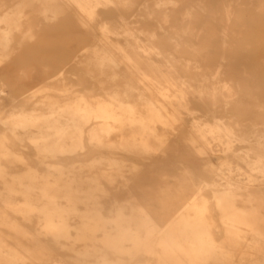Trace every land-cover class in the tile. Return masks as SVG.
Returning <instances> with one entry per match:
<instances>
[{"label":"bare ground","instance_id":"1","mask_svg":"<svg viewBox=\"0 0 264 264\" xmlns=\"http://www.w3.org/2000/svg\"><path fill=\"white\" fill-rule=\"evenodd\" d=\"M135 1L24 0L11 4L8 0H0L1 55L7 57L11 37L16 32H21L25 25L28 26L26 35H32V21L40 16L47 21L60 20L59 22H64L71 28L75 27L80 32L76 34L77 40L75 39L73 49L65 60L68 62L61 63L62 67L79 62L90 73H96L98 76L114 75L121 64L116 58V50L121 48L109 37V33H112L111 25L102 20L99 25L90 24V20H93L95 15L101 17L117 11L125 22V27L114 34L130 38L127 41L128 50L121 49L130 67L139 69L142 52L147 53V62L150 51H155L161 56L165 43L158 36L160 31L176 51L188 58L184 68L190 72V60L198 52L193 45L196 35L191 27L192 12L189 10L183 14L184 25L177 30L172 21L175 9L182 0H153L152 6H143L139 13L133 16V22L128 23L124 12L130 11ZM258 8L264 9V0L260 1ZM235 15L229 6L224 7L223 21L226 25L223 49L228 47L227 35L235 26L230 20ZM151 21H154L155 25H152ZM92 28H97L100 39ZM140 35L147 38L152 44L151 48L141 45ZM83 40L95 42V48L88 50L86 46L75 47ZM141 74L145 75L142 72ZM220 74L218 70H215L211 77L196 73L193 81L198 86L192 92L189 89L192 86H188L189 83L178 77L168 78L166 86L156 81L154 86L145 85L143 89L131 87L130 91L123 94L116 92L110 95V100H90L83 95L72 98L66 95L63 98L44 96L32 109L19 114L13 113L4 120L0 119L5 129L17 139H26L30 143L36 158L48 169L45 175L39 174L31 167L23 174H10L2 165V159L14 156L20 163L27 166L28 163L23 156L14 155L6 136L0 134V184L3 185L4 191L0 189V200L4 203L3 209L12 211L25 221L36 217L41 227L38 234H45L55 243L66 240L85 244V252L78 253L83 264H93L86 261V250L91 245L97 254L98 264H122L123 255L141 251L156 254V247L161 250L157 264H264V230L256 226L254 211H239L235 207L237 201L245 195L246 204L258 202L261 199L259 190L262 186L255 185L256 179L251 175L248 177V183L233 179L234 172L240 170H235L233 160L245 164L252 172L258 171L264 175L262 104L256 105L259 114L254 121L247 122L240 116L232 115L227 120L215 119L214 124L206 127L194 123L189 130H194L197 139L204 142L205 149H202L201 153L206 155L209 161L205 168L211 170L219 181H223L214 183L217 189L223 191L217 197V204L219 210L227 215L224 225L231 227V230H227L225 244L221 246L216 245L210 225L204 220L206 206L199 201V194L186 199L184 190H178V207L166 216L164 224L161 225L150 213V208L138 203L129 191L127 198L119 199L118 194L127 188V183L121 173L122 164L116 159L105 156L96 159L89 166L93 169L96 164L107 163L111 172L103 173L102 176L92 173L82 176L75 172V169L64 171L51 163L83 154L86 144L94 148L114 147L129 153H154L158 146L164 143L156 124H168L169 118L173 116L170 108H186L189 105V95L199 101L209 100L213 106H217L221 98H225L224 90L229 93V97L235 95L232 91L233 85L231 87L226 82L221 83ZM35 96L36 93L29 95L30 98ZM230 103H225L223 109L226 110ZM112 136H115L116 140L110 141ZM210 140L223 148V156L217 155L213 146L208 147ZM236 142L247 147L234 150ZM213 159L219 163L212 164ZM104 182L113 189L108 190ZM243 189L246 192L239 194ZM17 196H22L23 201H16ZM107 203H110V209L115 213L111 219L104 215ZM81 205L83 210L80 209ZM126 210L131 213L126 215ZM71 216L80 220L75 227V237L71 234ZM4 220L0 215V221ZM99 232L103 234V249L117 254V260H111L106 252H102L95 245ZM39 241L37 238L32 239L33 243ZM241 242L247 244L246 248L240 249L237 260L233 263L235 251L239 249ZM3 248L0 245V264H4L1 261Z\"/></svg>","mask_w":264,"mask_h":264},{"label":"rangeland","instance_id":"2","mask_svg":"<svg viewBox=\"0 0 264 264\" xmlns=\"http://www.w3.org/2000/svg\"><path fill=\"white\" fill-rule=\"evenodd\" d=\"M8 1L13 4L24 0ZM260 1L182 0L175 9L172 24L175 29H181L184 25L183 14L189 10L192 12L191 27L196 35L193 45L198 52L190 60L189 64L192 68L190 72L184 68L188 58L176 51L172 43L166 41L160 31H158V36L165 43L161 49V56H158L155 51H150L147 62L145 57L147 53L142 52L143 58L139 69L130 67L123 57V50H121H128L127 41L130 38L114 34L125 27V22L119 17L117 11L101 17L95 15L93 20H90V24L99 25L102 20L111 25L112 33H109V37L121 48L116 50V58L121 63L116 74L98 76L96 73H90L79 62H72L62 67L61 63L68 62L65 60L73 49V43L77 38L76 34H80V32L75 27L71 28L64 22H59L60 20L47 21L39 16L32 21L34 24L32 35H26L28 26L25 25L21 32H16L11 37L7 57H2L0 48V119L4 120L13 113L19 114L32 109L35 104L43 100L44 96L63 98L66 95L72 98L83 95L90 100L98 98L110 100L111 94L116 92L123 94L130 91L131 87L143 89L145 85L154 86L156 81L166 86L168 78L180 77L184 79L190 84L188 86H192V89L189 88L192 92L198 86L193 81L196 73L211 77L215 70H218L221 73L219 79L221 83L226 82L231 87L233 85L232 91L235 95L229 97V93L227 91L225 93L224 90L223 93L226 96L225 98L220 97L221 101L217 103L218 107L209 103V100H200V102L193 95H189V105L186 108L179 106L170 108L173 116L169 118L168 124L166 126L156 124L164 143L159 145L154 153H129L114 147L94 148L87 145L85 139L87 147L83 154L70 159L51 161V163L64 171L75 169V172L82 176L90 175V173L102 176L103 173L111 172L107 163L96 164L93 169H90L89 166L96 159L105 158V156L116 159L122 164L121 173L127 183V188L118 194L119 199L127 198V191H129L138 203L150 208V213L161 225L164 224L166 216L172 214L178 207V190H184L186 199L199 194V201L206 206L204 220L210 225L216 245L221 246L225 244L227 230H231V227L224 225L227 215L219 210L217 204V197L223 191L217 189L215 184L223 181H219L211 170L205 168L209 161L207 156L201 153L202 149H205L204 142L197 139L194 130H189L194 123L206 127L214 124L215 119L227 120L232 115L240 116L247 122L257 118L259 111L256 105H264V9L258 8ZM152 2L153 0H136L132 9L124 12L126 22L132 23L133 16L138 14L143 6H152ZM226 6H229L236 15L231 17L230 21L235 26L232 27L233 31L227 35L228 47L223 49L226 25L223 21V14ZM150 23L155 25L154 21ZM96 30L97 28H92L97 38L100 39ZM171 35L169 34V36ZM140 38L142 46L151 48L152 44L145 36L140 35ZM94 44L95 42L83 40L75 47L86 46L88 50H92L95 48ZM33 93H36V96L30 98L29 95ZM228 99L230 101H227ZM227 102H231V105L224 110V104ZM0 134L6 136L14 155L23 156L28 163V166L22 164L14 156L2 159V165L10 174H23L28 167L38 171L41 175L48 172L46 165L36 158L35 152L26 139L20 141L1 123ZM114 140H116L115 136L110 137V141ZM210 142L208 147L213 146L216 154L223 156L224 153L221 152L223 148L218 146L215 141L210 140ZM234 145V150L246 146L245 144L239 145L238 142ZM211 163L217 165L219 162L213 159ZM233 163L235 170L240 169L238 172L237 170L234 172V180L248 183V177L251 175L256 179L255 185L262 186L259 190L261 199L258 202L251 205L246 204L245 195L237 201L235 207L239 211H254L256 226L264 230V175L258 171H253V173L245 164L236 160H233ZM104 184L108 190L113 189L106 182ZM191 185H193L192 189ZM0 189L4 192L2 184H0ZM245 192L246 190L243 189L239 194L243 195ZM15 199L18 202L23 201L22 196H17ZM106 206L108 207L105 208L104 215L111 219L115 213L110 209V203H107ZM3 207L4 203L0 200V215L5 218L4 221H0V245L4 247L1 261L4 264H83L79 260L78 253L85 252V244L66 240L55 243L45 234H38L41 227L38 225L39 220L36 217L33 218L34 220L25 221L19 215L5 210ZM80 209L83 210L84 207L81 205ZM125 213L129 215L131 212L126 210ZM79 221L76 216L70 218L69 223L72 226L73 237H75V227L78 226ZM102 237L103 234L99 232L95 245L102 252H106L111 260H117V254L103 249ZM33 238L40 241L33 243ZM239 245V249L235 251L232 259L233 263L236 262L240 249L246 248L247 244L241 242ZM73 246L74 249H72ZM86 251L88 252L86 261L98 264L93 246H89ZM154 253L156 254L141 251L132 255L125 254L122 256V264H157L161 250L156 247Z\"/></svg>","mask_w":264,"mask_h":264}]
</instances>
